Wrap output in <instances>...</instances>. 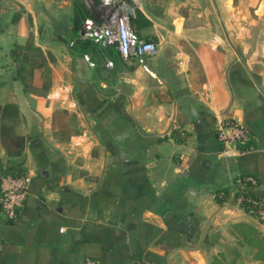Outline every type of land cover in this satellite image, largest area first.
Segmentation results:
<instances>
[{"label":"crops","instance_id":"1","mask_svg":"<svg viewBox=\"0 0 264 264\" xmlns=\"http://www.w3.org/2000/svg\"><path fill=\"white\" fill-rule=\"evenodd\" d=\"M133 1L135 31L159 48L128 62L76 41L73 0H0V125L24 136L19 155L0 141V178L31 176L17 217L0 209V264H264L236 225L264 234V221L216 195L252 175L264 205V0ZM27 42L48 61L45 92L16 78ZM9 102L18 114L2 118ZM216 115L252 133L234 155Z\"/></svg>","mask_w":264,"mask_h":264},{"label":"built area","instance_id":"2","mask_svg":"<svg viewBox=\"0 0 264 264\" xmlns=\"http://www.w3.org/2000/svg\"><path fill=\"white\" fill-rule=\"evenodd\" d=\"M85 4L96 10L95 18L85 20L82 29L83 38H91L103 45H111L126 61L143 55H153L158 51V42L140 37L132 25V18L136 13L133 0H83ZM88 59V56L86 55ZM105 65L113 66V60L105 56ZM92 63V62H91ZM51 96L60 98L59 88L51 91ZM216 137L221 144L220 153L231 156L241 150V146L252 138L250 129L239 121L216 115ZM31 176L28 173H4L0 178V209L6 220L17 217L24 206ZM257 180L252 175H243L235 179L234 188L220 190L217 196L225 198L232 191L236 201L253 212L260 221H264L263 200L252 194ZM231 189V190H230ZM78 264H105L97 258L84 257Z\"/></svg>","mask_w":264,"mask_h":264},{"label":"trees","instance_id":"3","mask_svg":"<svg viewBox=\"0 0 264 264\" xmlns=\"http://www.w3.org/2000/svg\"><path fill=\"white\" fill-rule=\"evenodd\" d=\"M97 1L98 0H94V4L97 3ZM88 16H90V13L86 8L85 3L82 0H73L72 28L77 36L76 41L92 52L99 54L98 52H100L99 50L101 49L100 44L91 38H83L80 34L83 29L84 21ZM22 47L24 48L23 57L15 61L17 63L16 78L22 81L24 86H34L38 91L45 92V82L38 80V77L50 70L46 57L43 55L42 50L39 47L34 46L30 42H27L24 46L16 45L12 50V53H20L22 51ZM114 50L115 49L112 47V51ZM39 83L40 87L38 85ZM17 114L18 108L15 103L9 102L1 107L2 118L5 116L13 117ZM68 116L69 113L67 109H58L54 111L52 121L54 123H65ZM0 141L6 151L11 155L21 154L22 148L24 147V136L16 134L14 132L13 125L7 122H2L0 125ZM9 170L13 174L24 173L21 169H18L16 172L11 169ZM253 195L258 197L255 194ZM217 198L219 200L223 199L219 196H217ZM236 225L239 226L238 230L243 232V235L248 242L255 243L256 241L258 246V250L255 254L256 257H264V234L261 233L253 224L244 223L242 225L237 223Z\"/></svg>","mask_w":264,"mask_h":264},{"label":"rangeland","instance_id":"4","mask_svg":"<svg viewBox=\"0 0 264 264\" xmlns=\"http://www.w3.org/2000/svg\"><path fill=\"white\" fill-rule=\"evenodd\" d=\"M94 1V0H93ZM40 76V75H39ZM39 79L38 80H42V81H44L45 82V86H46V91L48 90V89H50V87H51V80H50V70L49 71H47L46 73H44V74H42V76H40V77H38ZM37 80V81H38ZM39 85V87H40V83L38 84ZM43 89V88H42Z\"/></svg>","mask_w":264,"mask_h":264}]
</instances>
